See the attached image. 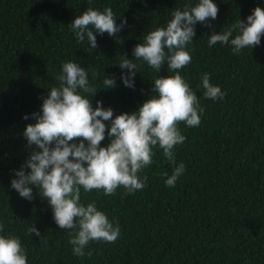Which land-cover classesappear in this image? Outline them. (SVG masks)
Returning <instances> with one entry per match:
<instances>
[{
  "label": "trees",
  "instance_id": "1",
  "mask_svg": "<svg viewBox=\"0 0 264 264\" xmlns=\"http://www.w3.org/2000/svg\"><path fill=\"white\" fill-rule=\"evenodd\" d=\"M199 0H0V235L19 237L27 264H264V35L254 48L238 54L233 46L208 45L213 33L227 31L238 20L246 22L264 0H213L217 18L211 27L197 22L196 35L186 46L191 63L176 70L197 96L200 124L177 127L186 137L173 149L169 161L158 146L152 148V163L138 177L145 187L129 193L118 187L115 194L103 189H80V203H95L114 226L115 242L90 241L85 253L76 256L69 243L73 230L60 229L53 210L40 190L33 188L27 200L11 187V180L29 158L35 145L23 135L29 124L42 114L43 100L62 65L77 63L88 74L89 86L97 91L78 92L90 99L93 108L102 101L115 118L137 112L156 95L154 80L174 75L167 61L160 72L133 56V48L156 28L166 27L171 13L194 7ZM89 7L111 8L116 24L126 26L115 36L96 34L97 49L85 38L76 40L71 23ZM94 30V29H93ZM238 34L233 32V37ZM231 39V38H230ZM167 53V48H165ZM122 56L137 64L134 88L121 80ZM219 86L223 98H206L201 77ZM105 75L116 86L105 89ZM27 115V120L23 117ZM106 124V147L109 121ZM78 142V141H77ZM183 163L185 170L174 187L167 177ZM25 171H30L25 169ZM35 226L41 237L29 234Z\"/></svg>",
  "mask_w": 264,
  "mask_h": 264
},
{
  "label": "clouds",
  "instance_id": "2",
  "mask_svg": "<svg viewBox=\"0 0 264 264\" xmlns=\"http://www.w3.org/2000/svg\"><path fill=\"white\" fill-rule=\"evenodd\" d=\"M218 11L213 0H199L194 7L186 6L183 11L176 9L166 27L148 32L143 37L144 42L135 45V59H142L157 72L167 61V67L175 72L154 80L152 91L156 95L144 102L137 112L122 113L113 118V110L105 109L102 101H97L93 108L90 99L78 92L80 89L91 96L97 92L89 86L86 70L68 61L62 65L63 74L57 77L59 87H52L43 100L42 114L33 113L37 122L27 125L23 135L28 144L35 145L38 150H33L24 165L15 171L16 178L11 180V187L27 200L33 198L32 186L40 190V196L47 198L53 210L58 227L74 231L69 240L74 255L90 256V251H84L90 241L112 243L120 231L118 222L114 226L94 202L86 206L80 203L81 187L85 192L103 189L105 195L115 194L121 186L129 193L143 189L147 177L141 180L137 173L152 163L153 146L158 145L163 155L174 163V147L186 140L178 123L199 126L203 108L199 107L197 96L176 70L191 63V56L185 49L196 35L194 26L199 22L211 27L209 18L215 20ZM126 24V18L116 24L111 8L99 11L89 7L70 25L78 42L83 43L87 38L90 48L97 49L96 34L106 32L112 37ZM234 31L238 34L232 38ZM262 35L264 9L256 7L246 22L240 19L227 31L211 34L208 45L230 42L233 53L238 54L244 48L259 46ZM119 67L128 70L126 74L121 73L123 84L134 88L137 64L122 56ZM201 80L206 98H223L224 93L219 86L210 83L208 73ZM103 84L105 89L114 88L115 78L105 75ZM28 118L27 115L23 117ZM103 121L110 122L108 136L111 141L106 147H101L106 131ZM184 170V164L180 163L171 176L164 173L166 185L174 187ZM3 230L4 226L0 224V232ZM28 232L41 237L34 225ZM0 264H27L19 237L0 235Z\"/></svg>",
  "mask_w": 264,
  "mask_h": 264
}]
</instances>
